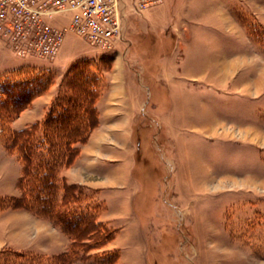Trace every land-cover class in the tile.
Masks as SVG:
<instances>
[{"label": "rangeland", "instance_id": "374dc122", "mask_svg": "<svg viewBox=\"0 0 264 264\" xmlns=\"http://www.w3.org/2000/svg\"><path fill=\"white\" fill-rule=\"evenodd\" d=\"M10 33L0 29L1 77L22 66L53 75L14 129L42 121L78 65L102 77L100 123L61 175L116 234L73 264H106L100 255L109 250L119 253L111 264H264V0H155L127 10L111 45L68 33L50 56ZM16 120L27 124L16 128ZM1 151L17 157L0 140ZM2 157L0 196H20L19 178L9 184L18 168ZM68 169L81 182L71 183ZM13 210L26 214L21 224L43 223L3 236L0 261L12 258L9 249L69 248L51 221ZM42 231L58 244H22Z\"/></svg>", "mask_w": 264, "mask_h": 264}, {"label": "trees", "instance_id": "16d2710c", "mask_svg": "<svg viewBox=\"0 0 264 264\" xmlns=\"http://www.w3.org/2000/svg\"><path fill=\"white\" fill-rule=\"evenodd\" d=\"M100 76L98 67L78 65L65 78L43 120L22 129L11 127L13 119L49 90L53 75L45 69L22 66L0 76V140L23 165L18 180L21 195L0 196V211L27 209L51 221L71 240L69 248L57 254L9 249L12 258L0 264H73L85 257L87 248L102 246L115 237L116 230L98 220V204L85 207L79 186L69 184L61 175L79 155V145L100 123L96 103ZM100 256L111 264L119 253L109 250Z\"/></svg>", "mask_w": 264, "mask_h": 264}, {"label": "built area", "instance_id": "2783aa9c", "mask_svg": "<svg viewBox=\"0 0 264 264\" xmlns=\"http://www.w3.org/2000/svg\"><path fill=\"white\" fill-rule=\"evenodd\" d=\"M155 0H0V29L54 55L68 33L111 45L123 36L127 10L143 11Z\"/></svg>", "mask_w": 264, "mask_h": 264}, {"label": "crops", "instance_id": "0c3cea01", "mask_svg": "<svg viewBox=\"0 0 264 264\" xmlns=\"http://www.w3.org/2000/svg\"><path fill=\"white\" fill-rule=\"evenodd\" d=\"M36 99H38V97L35 98L34 102H36ZM23 113L24 112H22V114H21L22 116H23ZM26 124H27V122L22 123V122L17 121V120L14 122V126L16 128L24 127ZM83 150H84V148H83ZM10 154H12V153H10ZM84 155H85V152L83 151L81 153V158H79V160L76 162V165H75L76 168H74V170L79 171L78 166L81 164L80 162H82V161H83V163L85 162V160L83 159ZM1 156H4L2 158L5 161H7L8 163L10 162L11 164L15 165L18 168L17 169L18 172H15L17 174L14 176H10V179H9L10 180L9 181L10 187L14 188L16 186L17 179L20 176V174H18L21 171L20 160L16 156L14 157L13 155H9V154L7 155V153H3V151H1ZM71 169H73V168H71ZM70 172H71V170L68 169L66 171V175L69 178V180L71 181V183L72 182H81L79 180H75L74 178H72L70 175L71 174ZM78 174H80V173L78 172ZM5 193H6V191H5ZM22 214L23 213L21 211L13 210V209H11V210L8 209L6 211H3L0 214V239H2L3 236H5V239H8V238L13 239V237L15 236L13 232H15V233L16 232H19V233L24 232L26 235L27 234L30 235L31 234L30 231L35 229L34 227H38V224L43 223V222L39 221L37 218H35V221L33 222L34 227L31 225L21 224V222H23V221L22 220L20 221L19 217L21 218ZM23 215H26V214H23ZM17 229H18V231H14ZM56 238H57L56 234L52 233V231H50L49 233H45L42 231L41 233H36V235H33V237L30 236V238H28L26 241L22 242V244L25 246H32V247H34V249L39 248V249L45 250V248H46L45 246H47V249H48L49 246H51V245L53 246L54 244L55 245L58 244V242H52V239L56 240ZM43 242H45V243H43ZM39 243L44 247L41 248L40 247L41 245H38ZM59 246H61V245H59ZM63 248H64V243H63ZM18 250H21V249H18ZM24 250H29V249L25 248Z\"/></svg>", "mask_w": 264, "mask_h": 264}]
</instances>
